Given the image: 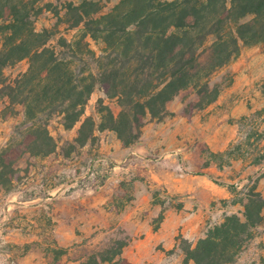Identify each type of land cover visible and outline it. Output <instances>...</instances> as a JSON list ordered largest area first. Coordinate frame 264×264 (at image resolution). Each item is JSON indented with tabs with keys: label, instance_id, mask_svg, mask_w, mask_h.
I'll use <instances>...</instances> for the list:
<instances>
[{
	"label": "rangeland",
	"instance_id": "rangeland-1",
	"mask_svg": "<svg viewBox=\"0 0 264 264\" xmlns=\"http://www.w3.org/2000/svg\"><path fill=\"white\" fill-rule=\"evenodd\" d=\"M45 1L52 5L36 27L60 30L53 44L61 35L74 38L66 7L82 0ZM94 1L107 12L119 0ZM87 40L99 53L102 44ZM27 68L24 59L4 72L13 79ZM211 84L221 86L213 103L197 108L195 92L181 91L128 145L104 129L79 146L80 122L65 128L55 115L48 129L57 148L47 156L19 144L22 107L0 103V157L11 165L0 180V264H182V241L194 245L226 215H241L237 201L249 190L264 195V162L251 163L264 146V43L243 46ZM99 98L118 113L116 100L96 87L84 116L99 121ZM240 142L246 159L219 167L211 153ZM230 264H264V221Z\"/></svg>",
	"mask_w": 264,
	"mask_h": 264
},
{
	"label": "trees",
	"instance_id": "trees-1",
	"mask_svg": "<svg viewBox=\"0 0 264 264\" xmlns=\"http://www.w3.org/2000/svg\"><path fill=\"white\" fill-rule=\"evenodd\" d=\"M51 5L45 0H0V103L22 107L19 144L27 143L36 156L57 148L48 129L55 115L65 128L80 122L74 139L79 146L93 142L95 132L104 129L115 132L125 145L134 143L147 118H163L167 104L181 91L195 92L197 108L213 103L221 86L211 84L212 75L243 46L264 43V0H119L107 12L98 1L82 0L66 7L74 13L68 28L79 33L71 39L61 35L57 44L51 40L60 30L35 24ZM87 37L102 44L99 53ZM24 59L27 70L10 79L5 68ZM96 87L119 106L115 114L99 98L98 122L84 116ZM241 148V142L231 143L211 157L222 167L246 159ZM262 162L264 146L251 160ZM8 168L0 157V180ZM237 202L243 206L241 215H226L194 245L182 241V264L236 261L264 221V195L251 189Z\"/></svg>",
	"mask_w": 264,
	"mask_h": 264
},
{
	"label": "crops",
	"instance_id": "crops-1",
	"mask_svg": "<svg viewBox=\"0 0 264 264\" xmlns=\"http://www.w3.org/2000/svg\"><path fill=\"white\" fill-rule=\"evenodd\" d=\"M222 220V219H221ZM221 220L219 222H221ZM203 235H200V237L198 236V239L203 237L205 235V233H202ZM188 238H190V240H192L194 238V236H191V235H187Z\"/></svg>",
	"mask_w": 264,
	"mask_h": 264
}]
</instances>
